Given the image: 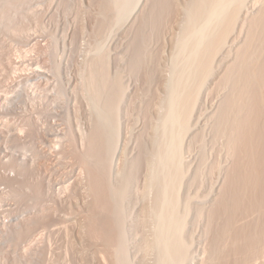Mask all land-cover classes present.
Returning a JSON list of instances; mask_svg holds the SVG:
<instances>
[{
	"label": "rangeland",
	"instance_id": "rangeland-1",
	"mask_svg": "<svg viewBox=\"0 0 264 264\" xmlns=\"http://www.w3.org/2000/svg\"><path fill=\"white\" fill-rule=\"evenodd\" d=\"M102 1L0 0V264H112L106 250L101 248V242L92 238L90 216L96 203L88 189L91 177L81 162L85 149L80 135L90 134L95 118L86 83L88 68L98 53L99 57L102 52L107 53L110 74L120 73L126 89L119 117L118 150L112 166L115 177L124 163L138 157L143 141L149 146L147 138L148 135L152 137V125H160L164 118L166 110L161 109L158 115L155 105L160 106L158 97L166 96L164 84H168L170 76L172 79V68L175 67L172 38L180 30L174 26L172 13L167 28L164 26L165 29L158 32L162 36L155 38L153 34L150 38L149 49L158 62L155 61L154 65L159 64L161 69L149 89L146 84L144 86L143 71L132 72L128 60L129 45L135 37L141 15L150 7L151 1L140 0L131 17L118 27L110 26L112 31L111 28H100ZM255 2L257 0H249L245 10L254 14ZM243 37L239 36L240 41ZM99 46L104 48L102 52L95 50ZM237 48L234 46L233 51ZM212 79L200 95L191 131L185 135L182 145L186 176L181 210L184 211L186 198L195 200L189 209L190 220L188 218L184 236L190 249V258L185 264L210 263L209 213L220 198L228 172L233 167L225 140H214L213 118L222 105L223 94L219 89V73ZM199 136L203 143L197 140ZM142 166L133 185V196L128 199L131 202L127 203L130 208L128 256L132 264H153L156 256L144 255L143 258L140 250L143 236L150 235L146 234L147 231L153 233L155 229L153 222L149 221L150 227L142 232V211L153 203L155 197L154 190L148 191L147 197H141L148 178L147 167ZM95 190V193L100 191L98 187ZM95 193L93 195L97 197L98 192ZM201 208L207 209L203 217L197 215ZM249 215L243 217V221L239 220L240 227L257 219L262 221L258 214ZM20 227L25 234H16ZM233 255L228 256L224 264H241L242 261ZM246 264H264V258Z\"/></svg>",
	"mask_w": 264,
	"mask_h": 264
},
{
	"label": "bare ground",
	"instance_id": "bare-ground-1",
	"mask_svg": "<svg viewBox=\"0 0 264 264\" xmlns=\"http://www.w3.org/2000/svg\"><path fill=\"white\" fill-rule=\"evenodd\" d=\"M150 1V7L141 15L133 41L128 44L130 46L128 61L131 67L129 69L132 72L143 71L144 86L146 84L149 89L152 88L151 85L161 68H158L159 64L154 65L157 58L152 51L150 52L149 43L152 41L150 38L153 34L155 38L162 36V33L159 36V31L167 28L166 24L174 13V20H171L174 21L176 29L180 30V33L178 32L177 36L173 35L172 38L175 46V53H172L175 67L172 68V79L170 76L168 84H164L166 96L158 97L160 106L154 104L158 115L162 112L161 109H165L166 113L160 125H152L154 128L151 126L152 137L148 135L147 138L149 146L144 145L146 142L143 141L138 157L124 163L113 177V159L118 150L120 134L119 117L126 89L120 71L114 76L110 74L109 58L107 53L102 52L103 47L95 49L101 50L99 52L102 53L100 57L98 53V57L93 59L86 77L92 105L90 106L93 107L95 118L93 123L91 121L93 126L90 134L80 133V140L85 149L81 159L82 167L91 177L88 189L96 203L94 210L96 212L90 216L92 224L89 225L93 236L89 234L94 240L101 242L103 246L101 248H104L103 251L106 250L105 254L112 264H132L128 256L130 241L127 222L130 219V208L127 203L131 202L128 199L131 200L130 196H133L131 194L134 182L141 166L145 164L148 178L141 197H147L150 190H154L155 197L153 203L142 211L144 227L142 232L144 233L151 225L149 221L153 222L155 229L153 233L147 231L146 234L150 235L141 239L140 250L143 252V258L154 254L156 262L153 264H185L189 260L190 249L184 236L187 232L189 209L195 200L186 198L184 211L181 210L183 181L186 176L182 162V145L185 135L191 131L193 125L191 122L201 93L210 80L219 73L218 83L223 94V102H220L222 105L213 118L215 123L213 129L215 128L216 134L214 140H225V149L233 160V167L228 172L220 198L213 209L209 210V232L212 235L210 249L207 248L209 262L224 264L225 259L232 254L236 260L239 258L242 261L239 262L241 264L264 258V0L255 2L254 8H257H252L255 10L254 14L245 10L249 0ZM139 3L140 0L102 1L100 28L106 30L120 26L136 10ZM156 33L158 35H155ZM242 35L244 39L240 41L239 36ZM234 46L238 47L235 51ZM198 139L199 143L200 141L203 143L201 136L197 137ZM97 187L100 189L97 190L98 194L95 193ZM94 193L97 197L93 195ZM94 206L91 207L95 208ZM206 210L201 208L197 215L203 217ZM252 213L258 214L263 223L260 224L262 221L257 219L258 221L240 227L239 220L247 218ZM18 230L17 235L24 233L21 227ZM98 242L96 243L99 244ZM98 246L97 248H100Z\"/></svg>",
	"mask_w": 264,
	"mask_h": 264
},
{
	"label": "clouds",
	"instance_id": "clouds-1",
	"mask_svg": "<svg viewBox=\"0 0 264 264\" xmlns=\"http://www.w3.org/2000/svg\"><path fill=\"white\" fill-rule=\"evenodd\" d=\"M23 133H21V135H22Z\"/></svg>",
	"mask_w": 264,
	"mask_h": 264
}]
</instances>
